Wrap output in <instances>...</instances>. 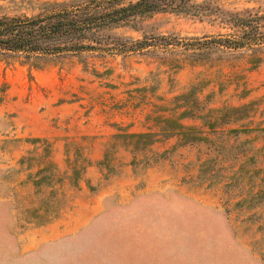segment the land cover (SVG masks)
Instances as JSON below:
<instances>
[{"label": "rangeland", "instance_id": "374dc122", "mask_svg": "<svg viewBox=\"0 0 264 264\" xmlns=\"http://www.w3.org/2000/svg\"><path fill=\"white\" fill-rule=\"evenodd\" d=\"M37 1L64 0L0 15ZM206 1L0 62V264H264V50L218 46L264 0Z\"/></svg>", "mask_w": 264, "mask_h": 264}, {"label": "trees", "instance_id": "16d2710c", "mask_svg": "<svg viewBox=\"0 0 264 264\" xmlns=\"http://www.w3.org/2000/svg\"><path fill=\"white\" fill-rule=\"evenodd\" d=\"M198 1L201 0L37 1V13L33 16L0 15V62L8 65L20 62L41 69L40 64L49 57L97 50L120 51L116 48L119 40L114 34L116 29L123 26L136 29L131 24L137 19L159 13L199 15L204 14L205 8L213 10L209 1ZM0 2L15 4V0ZM221 14L233 33L229 38L221 39L218 46L229 49L249 47L254 54L264 50L260 47L264 44V14L254 10ZM183 116L186 117L187 113ZM149 136L148 133L129 135L133 139Z\"/></svg>", "mask_w": 264, "mask_h": 264}]
</instances>
